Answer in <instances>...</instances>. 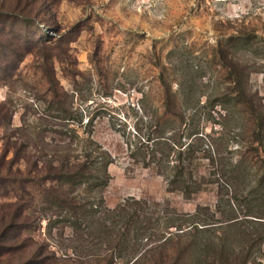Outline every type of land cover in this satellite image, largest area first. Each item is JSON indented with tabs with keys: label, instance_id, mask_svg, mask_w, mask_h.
Listing matches in <instances>:
<instances>
[{
	"label": "rangeland",
	"instance_id": "obj_1",
	"mask_svg": "<svg viewBox=\"0 0 264 264\" xmlns=\"http://www.w3.org/2000/svg\"><path fill=\"white\" fill-rule=\"evenodd\" d=\"M237 37L250 45L237 47ZM168 90L183 123L166 117ZM240 90L264 114V0H0V264H97L110 253L106 244L84 248L47 210L39 184L16 183L87 152L112 162L93 197L111 209L129 198L149 203L153 237L139 241V264H171L192 243L182 263L194 264L199 250L203 264H219L223 245L235 258L241 243L227 222L257 205L252 192L264 172L261 162L244 176L234 168L252 156ZM193 127L207 152L195 162L201 191L187 199L132 154L159 135L188 143ZM200 208L211 232L190 233ZM172 224L184 230H167ZM164 236L171 241L159 248Z\"/></svg>",
	"mask_w": 264,
	"mask_h": 264
},
{
	"label": "trees",
	"instance_id": "obj_2",
	"mask_svg": "<svg viewBox=\"0 0 264 264\" xmlns=\"http://www.w3.org/2000/svg\"><path fill=\"white\" fill-rule=\"evenodd\" d=\"M244 39L237 37V47L250 45L249 40ZM163 83L166 84L164 79ZM237 83L240 84V76L237 78ZM50 92L53 97H58L53 82ZM166 95L168 103L166 117L172 121L183 123L186 118L183 111L176 108L177 97L169 90ZM237 105L241 107L244 115L250 116L251 120L249 135L252 141L249 152L252 153V156L251 158H242L234 167L240 175L244 176L249 166L257 165L259 162L264 163V158H260L261 153L264 154V114L254 112L253 103L247 99L242 90L237 94ZM63 120L72 121L68 116H65ZM189 131V134L186 135V138L190 140L188 143H183L180 139L177 140L174 136L175 133L169 138L159 135L143 139L144 143H141V146L132 154L134 158L141 155L146 168L156 167L158 169L157 174L165 177L169 192H180L187 199H191L193 194H198L201 191L203 182L197 178L195 162L199 153L207 152L200 146V143L204 141L202 133L195 127L191 130L189 128ZM93 155V153L87 152L81 159L75 161L65 156L59 161V165L52 168L53 171L47 173L45 177L38 180L22 178L19 182L16 180V183H20V186L39 184L43 202L48 206L47 210L52 213L53 217L60 218V222L67 223L75 233L80 235L84 248L106 244L110 253L104 257L94 254L93 256L97 257V264H117L115 256H119L120 259L126 258V264H139L144 256V253L139 252V241L146 240L148 243L153 237L150 236L152 214L148 209L149 203L145 200L129 198L111 209L105 205L102 197H93L92 193L101 192L108 185L110 179L108 166L112 163L110 156L105 152H102L97 158H94ZM163 167L166 168L164 171L161 170ZM262 169L264 171V166ZM81 189L83 193L88 194L87 198H79L78 195H74ZM252 193H255L254 201L257 202V205H249L244 218H230L226 225L230 229L237 227V243H241V246L239 245L240 247L237 248V256L232 258L234 254L229 253L228 246L223 245L220 248L222 257L218 258V262L215 261V263L251 264V258L256 251L262 258L257 256L254 258L253 264H264V172L259 177ZM251 203L253 202L251 201ZM201 211L202 208L190 216L194 222L188 232L197 234L211 232L213 224L209 223L205 216L204 218L200 217ZM243 223H251L257 229L252 231L243 229ZM172 227H176L177 231L184 230L182 226H173V224L169 225L167 230ZM169 238L165 237L164 242L159 244V248H164L171 241ZM193 246V243L182 246L176 260L171 264H185L181 259ZM204 254L205 251L198 250L195 254L196 262L194 264H203ZM260 258L262 260H259ZM166 262L162 259V264Z\"/></svg>",
	"mask_w": 264,
	"mask_h": 264
}]
</instances>
